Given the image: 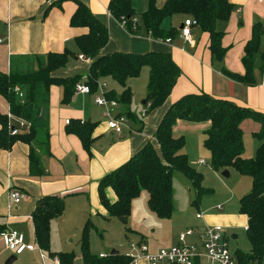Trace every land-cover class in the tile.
Returning <instances> with one entry per match:
<instances>
[{
	"label": "trees",
	"instance_id": "16d2710c",
	"mask_svg": "<svg viewBox=\"0 0 264 264\" xmlns=\"http://www.w3.org/2000/svg\"><path fill=\"white\" fill-rule=\"evenodd\" d=\"M76 10L70 18V27L86 29L87 33L74 39L80 55L91 60L89 76L84 83L90 92L96 91V82L103 78H110L123 92L117 97L114 92L108 93V98L115 100L125 108L124 115L131 123L141 124L136 115L128 111L131 102V91L126 88L130 79L139 77L141 70L149 71L144 106L149 111L162 107L171 95V91L181 75L180 69L173 62L169 53L150 52L145 54L112 53L101 55L107 45L108 31L90 11L78 0H72ZM59 6V5H58ZM49 8V7H48ZM48 9H46V12ZM107 11L118 21H126L125 30L131 35H141L143 31L154 40L171 39L173 30L165 32L162 23L175 15L189 17L196 21L198 29L208 35V50L212 60L222 62L227 49L221 45L223 33L218 30L226 23L233 11L228 0H166L161 8L156 6V0H149L144 13L136 15L132 8V0H109ZM139 18L138 25L132 30L131 20ZM262 28L259 24L252 27L251 39L244 47L242 64L245 69L243 75L224 74L232 80L245 86H253L252 73L258 60L264 71V54L258 53ZM76 58L67 49L59 54H47L44 57L33 56L32 66L25 69L15 67L8 74L0 72V96L9 105V113L30 124L27 134L11 136L7 130V116L0 114V150L8 151L12 146L21 142L29 147L28 175L39 178L45 175L38 152L49 154L48 121L42 120L40 113L47 109L49 90L52 86L63 89L61 103L69 104L74 95V88L80 83L81 76L58 78L54 74L64 69L69 60ZM19 89L23 94L20 100L14 90ZM22 101V102H21ZM245 120H252L260 125V130L254 138L260 143L254 158L245 159L243 133L240 125ZM177 121L187 123L210 124L205 131L203 147L210 153V167L216 172L229 169L239 175L251 179V191L243 196L239 202V214L246 218V237L250 245V255L236 251L238 264H262L264 261V115L242 108L226 100L214 99L201 94H188L174 102L163 115L154 134L159 148L152 144H145L126 163L107 174L98 182V198L107 219L114 218L126 224L131 214V203L138 198L142 191L148 194L149 210L160 220H168L174 212L172 202V178L174 172L183 174L190 180L196 190V205L200 198L208 193L201 187L202 177L189 165L187 157L182 154L185 146L183 137H174L172 129ZM95 125L89 122H69L67 133L74 135L80 141L83 149L91 156L90 148L93 144L92 134ZM35 145V147H34ZM38 151V152H37ZM110 189L115 195V202L111 203L106 190ZM65 197L46 196L35 201L31 220L34 228L36 245L51 259L57 258L59 264H73L72 253H52L50 251V223L62 216ZM83 230L80 253L84 264H128L129 258L124 254H110L99 258L89 252L87 229ZM5 228L0 225V233Z\"/></svg>",
	"mask_w": 264,
	"mask_h": 264
},
{
	"label": "crops",
	"instance_id": "0c3cea01",
	"mask_svg": "<svg viewBox=\"0 0 264 264\" xmlns=\"http://www.w3.org/2000/svg\"><path fill=\"white\" fill-rule=\"evenodd\" d=\"M78 1L86 5L107 28L109 38L107 45L101 51V55H110L116 52L132 54L169 53L173 62L180 69L181 75L167 102L162 107L146 113V115H142V111L146 110L144 100L141 102L144 107L143 110L142 107L136 108V105H132L134 99L132 83L139 77L128 80L126 88L131 91L128 111L136 115L138 119L141 115L142 119H140L141 124L131 123L128 119L130 130L124 131L120 136L107 128L106 119L102 115L103 109L97 107L94 102V93L89 95L74 94L71 102L63 105L61 103L63 89L52 86L49 90V102L46 109L49 154L46 151H37L45 172L42 177L32 178L28 175L29 147L26 144L17 142L8 151L0 150V225L5 230L17 231L24 236L25 243L36 245L31 220L35 201L46 196L65 197L62 216L50 223V251L55 254L62 252L55 251L53 248L56 231L58 235H61L62 227L69 221L76 225L79 223L83 225L89 203L94 210L102 211L103 219L109 221L98 198V182L126 163L147 143L152 144L159 152V146L154 139L155 131L167 109L181 97L188 94L204 93L214 99L226 100L239 107L264 115V71L261 70V61H257L252 73L253 86L240 84L228 78L223 72L224 70L230 74H244L245 69L242 64L244 47L251 39L252 27L255 24H259L262 28L258 53L264 54V0H228L233 6V11L229 20L218 27V30L223 33L221 45L227 49L222 62L212 60L208 50V35L202 33L198 27L191 28L194 45L189 46L184 43L179 30L183 21L189 17L175 15L166 19L170 20V29H176L173 30L174 35L167 44L165 42L167 39L154 40L143 31L138 36L129 34L108 13L109 0ZM165 1L156 0V6L161 8ZM133 5L132 1V8L136 11L137 8L135 9ZM146 7L147 0H144L143 8L141 7L142 13L146 11ZM46 9H48L47 12ZM75 10L76 5L72 0H0V72L8 74L15 67L25 69L31 60L24 59V57H44L50 53H62L67 49L75 54L76 58L71 59L74 63L79 61L84 63L87 68L86 76L83 77L79 74L81 65L77 67L66 66L64 70L56 72L54 76L69 78L78 75L81 76L80 83H85L89 76V66L92 61L79 59L81 55L74 44V39L86 34L87 30L70 27V18ZM137 19L139 22L138 17ZM163 25L164 21L162 29L165 31ZM144 70H147L148 81L149 71L147 68H143L141 73ZM99 81L106 85L107 96L109 92H114L119 97L124 90L110 78H103ZM116 111L123 114L125 108L118 104ZM0 114L10 115L9 105L1 96ZM67 121L89 122L95 125L92 134L94 141L90 148L91 156L85 152L76 136L67 133L66 129L69 125L66 124ZM11 123L14 125V120ZM209 126L208 122L196 124L177 121L172 129V135L174 137H183L187 134L196 136L203 143L204 133ZM240 129L243 133V141L246 136L255 140L254 151H256L260 143L253 135L259 132L260 125L252 120H245L241 123ZM181 153L186 156L185 146ZM186 157L188 159V156ZM243 158H251V155L246 156V149ZM203 162L205 163L204 160ZM192 165L199 168L206 163L200 165L195 162ZM13 191L23 194L25 198L15 204L11 210H8L9 195ZM146 195L148 200V194L146 193ZM106 196L111 203L115 202V195L110 189L106 190ZM83 214L84 217L81 218ZM196 221L201 224V227L198 228L200 230L205 221ZM232 238L235 237L232 236ZM0 245H2L1 241ZM147 246L149 248V245ZM4 250L0 248V257L7 251ZM150 251L155 252L157 250L151 249ZM35 252H24L17 257L26 254L25 258H31L33 263L43 264L39 255L34 257ZM72 254L74 255V253ZM48 258L50 259L49 256ZM16 259L14 257L13 263L16 262ZM78 261L75 260L74 255L73 264H78ZM45 264L53 263L48 260ZM140 264L145 263L141 262Z\"/></svg>",
	"mask_w": 264,
	"mask_h": 264
},
{
	"label": "rangeland",
	"instance_id": "374dc122",
	"mask_svg": "<svg viewBox=\"0 0 264 264\" xmlns=\"http://www.w3.org/2000/svg\"><path fill=\"white\" fill-rule=\"evenodd\" d=\"M132 1L135 5L133 7L137 8L135 11L136 15H139L142 13L141 7L143 8L144 0ZM148 3L149 0H147V6ZM169 26L170 20H165L163 25L166 29L165 32L175 29H170ZM80 65L79 74L84 77L86 76L87 68L83 62L74 63L73 60H70L69 64H67V66L72 67ZM28 66L31 67L32 63H29ZM146 84L147 70H144L139 78L132 83L134 90L132 105H136V108L142 107V110L144 107L141 102L145 97ZM145 108L146 113L151 112L147 106ZM139 119H142L141 115H139ZM183 137L186 143L185 152L186 156H188V163L202 177L201 187L208 192L200 198L196 205H193L196 199V190L190 180L183 174L174 172L172 178L174 212L170 219L160 220L149 210L147 195L144 191L132 203V214L126 224L114 218H108L109 221L104 220L101 216L102 211L94 210L89 203L83 225L80 223L76 225L74 222L69 221L62 227L61 235H58L56 231L55 246L53 247L55 251L74 253L75 260H79L78 264H83L79 245L83 230L88 222L87 242L89 252L97 257L99 255L108 256L112 252L129 255V246L140 243L142 240L146 245H149L150 250L170 248L177 244L178 237L187 229L193 230L194 227L197 229L201 227L200 222L195 220V214L201 213L206 225L221 226L226 230V240L231 254L239 251L244 255H250V245L245 232L246 219L239 214L238 210L240 199L251 191V179L239 175L233 169L227 170L228 178L223 177L221 175L222 172H214L210 167V155L203 147L200 139L188 134ZM243 142L246 156L251 155L250 159L254 158L256 153L254 151L255 140L246 136ZM203 160L206 163L204 166L196 168L192 165ZM217 206H220L221 210H216ZM82 217H84V214ZM186 242L188 244H199V239L194 235L193 238H187ZM0 248L4 250L3 245H0ZM38 255V253H34V257ZM11 256L12 254L5 251V254L0 257V264H6ZM25 256L26 254L16 257V262L13 264H35L31 258H25ZM262 264H264V261Z\"/></svg>",
	"mask_w": 264,
	"mask_h": 264
},
{
	"label": "built area",
	"instance_id": "2783aa9c",
	"mask_svg": "<svg viewBox=\"0 0 264 264\" xmlns=\"http://www.w3.org/2000/svg\"><path fill=\"white\" fill-rule=\"evenodd\" d=\"M120 24L125 28L126 21L122 20ZM137 25L138 19L133 18L131 20L132 30H135ZM181 26L179 30L180 37L184 43L193 46L194 41L191 36V28L197 26L196 21L191 18L185 19ZM165 42L168 44L170 39H167ZM79 59L84 60L82 56ZM86 60L90 62L89 59ZM14 93L20 100L23 99V94L19 89L16 88ZM74 94L89 95L91 92L90 88L84 83H77L74 88ZM94 95L96 106L103 109L102 115L106 119L107 128L117 136L122 135L124 131H129L128 118L124 114L116 111L118 103L107 97V89L104 83L100 81L96 82ZM145 113L146 110H143L142 115ZM12 120H14V125L11 123ZM66 124L68 125L69 121ZM29 129L30 124L27 121L11 115L7 116V130L11 136L27 134ZM198 164L204 165L205 163L199 161ZM23 198H25L23 194L16 191L11 192L9 195L8 210H11ZM216 210H221V207L217 206ZM195 218L196 220L204 221L201 213H197ZM194 235L198 237L199 244H188L186 242L187 238H191ZM0 241L4 249L14 257L20 256L24 252L36 251L43 264L47 260H51L53 264H59L57 258L49 259L45 252L37 245L25 243L24 236L17 231L4 230L0 233ZM129 248V255H126L129 258L128 264H140L141 262L145 264H238L235 255L231 254L228 249L226 230L221 226H210L206 225V223H204V226L200 230L197 228L186 230L178 237L177 244L170 248L159 249L153 252L143 242L131 244ZM98 257L104 258L105 256L99 255Z\"/></svg>",
	"mask_w": 264,
	"mask_h": 264
},
{
	"label": "water",
	"instance_id": "95a60500",
	"mask_svg": "<svg viewBox=\"0 0 264 264\" xmlns=\"http://www.w3.org/2000/svg\"><path fill=\"white\" fill-rule=\"evenodd\" d=\"M181 27H182V26H180V29H181ZM40 117H41L42 120H47V110H46V109H42V110H41ZM221 175H222L223 177H225V178H228V177H229V174H228L227 171H223ZM233 239H235V238H233ZM113 254H117V253L112 252V255H113ZM13 262H14V257H10V258L8 259V261L6 262V264H12Z\"/></svg>",
	"mask_w": 264,
	"mask_h": 264
}]
</instances>
